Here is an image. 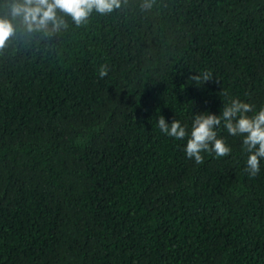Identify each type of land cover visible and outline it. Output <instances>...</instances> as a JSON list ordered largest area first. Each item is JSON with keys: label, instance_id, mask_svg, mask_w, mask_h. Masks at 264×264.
Wrapping results in <instances>:
<instances>
[{"label": "trees", "instance_id": "1", "mask_svg": "<svg viewBox=\"0 0 264 264\" xmlns=\"http://www.w3.org/2000/svg\"><path fill=\"white\" fill-rule=\"evenodd\" d=\"M13 0H0L10 18ZM127 0L0 50V264H264V159L186 156L232 99L264 108V0ZM106 65L108 75L98 70ZM203 71L213 80L196 84ZM227 92L228 95H223Z\"/></svg>", "mask_w": 264, "mask_h": 264}, {"label": "clouds", "instance_id": "2", "mask_svg": "<svg viewBox=\"0 0 264 264\" xmlns=\"http://www.w3.org/2000/svg\"><path fill=\"white\" fill-rule=\"evenodd\" d=\"M127 0H13L10 5V18H0V50L4 49L16 33L13 20H22L28 32L47 30L51 25V31L66 27L65 21L58 17L57 13H63L70 17L76 26L87 22L95 11L100 15H108L121 9ZM155 0H143L141 8L150 10ZM108 75L106 65L100 66L98 76L100 79ZM213 74L203 71L199 75L191 77L196 84H206L213 80ZM227 96V92H223ZM253 112V106L243 103L238 99H232L224 106L222 113L217 116L211 113L196 115L191 126L190 134L181 126L178 120L170 125L163 116H160L158 125L160 130L177 140L186 136V156L194 159L197 164L203 163L202 153H215L217 157L227 156L231 149L226 146L224 140L218 138L216 129L223 123L224 128L232 136L243 137L244 150L249 154L245 171L251 177L260 172V162L264 159V108L249 116Z\"/></svg>", "mask_w": 264, "mask_h": 264}]
</instances>
